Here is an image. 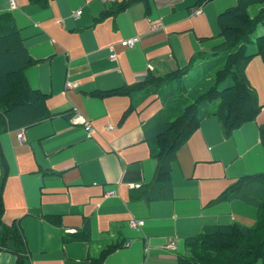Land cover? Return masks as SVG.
Masks as SVG:
<instances>
[{"label": "crops", "instance_id": "obj_1", "mask_svg": "<svg viewBox=\"0 0 264 264\" xmlns=\"http://www.w3.org/2000/svg\"><path fill=\"white\" fill-rule=\"evenodd\" d=\"M126 1L0 0V17L33 60L23 76L49 112L0 132V264H181L201 233L254 224L249 196H220L264 172L260 56L244 68L262 105L254 121L224 139L218 118L204 117L168 176L152 153L156 128L177 116L172 100L182 103L153 88L164 78L161 87L174 89L170 72L212 50L217 14L235 1ZM132 36L134 46H118ZM76 114L88 132L70 123Z\"/></svg>", "mask_w": 264, "mask_h": 264}, {"label": "trees", "instance_id": "obj_2", "mask_svg": "<svg viewBox=\"0 0 264 264\" xmlns=\"http://www.w3.org/2000/svg\"><path fill=\"white\" fill-rule=\"evenodd\" d=\"M134 1L148 6L147 0H127L125 4ZM234 1L233 7L217 14L219 31L212 50L208 54L196 53L183 69L170 72L177 80L172 85L174 89L167 91L161 87L164 78L159 87H152L155 92L184 100L174 108L176 118L156 128L153 138L156 147L152 153L158 159L159 176H168L174 151L185 144L204 117L216 116L222 137L227 139L233 130L244 122L254 121L260 113L262 105L247 84L244 68L255 56L264 61V28H259L264 25V0ZM253 5L258 8L253 15H248ZM10 19L0 17V132L31 126L49 113L43 104L45 97L31 90L23 76L24 68L33 60L22 47L17 31L9 25ZM5 54L9 56L4 57ZM199 64L203 66L190 78L188 71ZM258 130L264 150L263 123ZM229 191L233 196L238 192L241 198L250 197L256 209L254 224L233 221L201 233L187 243L188 255L181 264H264V172L243 176L220 197L227 198Z\"/></svg>", "mask_w": 264, "mask_h": 264}, {"label": "built area", "instance_id": "obj_3", "mask_svg": "<svg viewBox=\"0 0 264 264\" xmlns=\"http://www.w3.org/2000/svg\"><path fill=\"white\" fill-rule=\"evenodd\" d=\"M81 13H82V11H81L80 9L75 10V11L73 12V17L76 18L77 16L81 15ZM194 14H196V13H194ZM194 14H193V15H194ZM155 27H158V26H155ZM137 42H139V37H138V36H132V37L126 38V39L123 40V41L121 40L120 42H118V46H119V47H122V48L132 47V46H134L135 43H137ZM114 55H115L114 53L111 54L110 59H112ZM72 86H73L72 83L67 82V84H66L65 87H69V88H70V87H72ZM70 123H71L72 125H75V124H81V125H83L82 128H83L84 131H86V132L89 131V126H90V124L87 123V122L85 121V119L82 118L81 116H79L78 114L74 115V116L71 118ZM18 139H19V141L22 140V139H24L23 136H22V134H19V135H18ZM110 194H113V192H110V191H109L107 195H110ZM141 223H142V220L137 221L135 224L138 225V224H141ZM131 226H134L133 223H131Z\"/></svg>", "mask_w": 264, "mask_h": 264}, {"label": "rangeland", "instance_id": "obj_4", "mask_svg": "<svg viewBox=\"0 0 264 264\" xmlns=\"http://www.w3.org/2000/svg\"><path fill=\"white\" fill-rule=\"evenodd\" d=\"M11 1H13V0H11ZM257 8H258V5H253V6H250L249 7V10L247 11V13H248V15H253L254 14V12H255V10H257ZM259 26V25H258ZM264 26V25H263ZM263 26H259V28H264ZM4 57L6 56H9V55H3ZM10 58L11 57H9V59L7 58V60L6 61H9L10 60ZM203 65H201V64H199L197 67H196V69H191L190 71H188V74H189V77L190 78H193V76L194 75H196V73H197V70L198 69H200V67H202ZM246 75V74H245ZM184 102V100H183V98H182V103ZM172 104L174 105H178V103H176V101H175V99H173L172 100ZM170 109H172L170 106H169V108H168V112H170ZM175 114L177 113V110H174L173 111ZM19 140V139H18Z\"/></svg>", "mask_w": 264, "mask_h": 264}]
</instances>
